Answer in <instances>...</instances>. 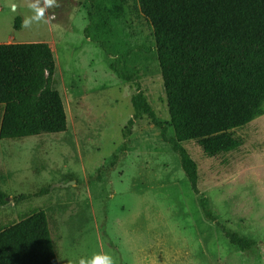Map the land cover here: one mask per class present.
I'll use <instances>...</instances> for the list:
<instances>
[{
  "label": "rangeland",
  "instance_id": "obj_1",
  "mask_svg": "<svg viewBox=\"0 0 264 264\" xmlns=\"http://www.w3.org/2000/svg\"><path fill=\"white\" fill-rule=\"evenodd\" d=\"M38 42L53 50L51 89L68 128L0 139V189L16 171L17 192L32 195L0 207V230L47 207L63 264L94 255L113 264H264V115L236 131L244 145L231 153L209 157L195 141L183 144L197 164L195 194L148 116L124 136L132 98L143 92L174 137L154 30L136 0H0V44ZM39 93L58 108L56 96ZM200 197L217 221L207 219ZM222 227L255 247L239 250Z\"/></svg>",
  "mask_w": 264,
  "mask_h": 264
},
{
  "label": "trees",
  "instance_id": "obj_2",
  "mask_svg": "<svg viewBox=\"0 0 264 264\" xmlns=\"http://www.w3.org/2000/svg\"><path fill=\"white\" fill-rule=\"evenodd\" d=\"M136 1L154 30L174 137H168L143 92L132 98L134 114L124 136L148 116L179 156L193 192L200 194L197 164L183 144L195 141L209 157L231 153L244 145L236 131L264 115V0ZM20 27L18 18L15 28ZM55 73L48 43L0 44V105L5 107L0 139L67 131L63 102L51 89ZM41 90L58 98L57 109H50ZM31 197L11 199L0 191V207ZM200 206L207 219L217 221L206 198L200 197ZM222 230L243 252L256 245ZM0 264H59L45 210L0 230Z\"/></svg>",
  "mask_w": 264,
  "mask_h": 264
},
{
  "label": "crops",
  "instance_id": "obj_3",
  "mask_svg": "<svg viewBox=\"0 0 264 264\" xmlns=\"http://www.w3.org/2000/svg\"><path fill=\"white\" fill-rule=\"evenodd\" d=\"M0 106H1V105H0ZM2 106H3V105H2ZM4 109H5V107L3 106L1 110L4 111ZM3 114H4V113H3ZM12 140H17V139H12ZM2 143L6 144V141L3 140ZM11 144H12V143H11ZM8 148L11 149L12 146L9 145ZM11 150H12V149H11ZM14 172H15V177H14V179L12 180V182L9 184V186H1L2 190L0 189V191L6 193L7 195H12V196L20 195L19 192H17V190H16V187H17L16 180H17V175H18V174H17L16 171H14ZM36 190H37V189H36ZM36 190H34L33 192H35ZM33 192H32V193H33ZM31 210H32V211L29 212V213H28V211H30V209H29L27 212H25V215H24V216L21 215V216H20V221L23 220L24 218H26V217L32 215L33 213L39 211V210H45L46 213H47V217H48V221H49V226H50V231H51V234H52V239H53V243H54L55 252H56V255H57V258H58V262L60 261L59 264H63V259H62V255H61L62 243H61L60 247H58V245L56 244L55 238H54V236H53V234H54V233H53V228H52V226H51V224H50L49 209H48L47 207H44V209H43V208L33 207V208H31ZM83 210H84V206H83V209H82L80 212H82ZM78 217H79V214H78ZM20 221H19V222H20ZM16 223H17V222H16ZM13 224H15V222L12 223V224H10V225H13ZM10 225H7V226H10ZM7 226H5V227H7Z\"/></svg>",
  "mask_w": 264,
  "mask_h": 264
},
{
  "label": "clouds",
  "instance_id": "obj_4",
  "mask_svg": "<svg viewBox=\"0 0 264 264\" xmlns=\"http://www.w3.org/2000/svg\"><path fill=\"white\" fill-rule=\"evenodd\" d=\"M46 2H49V0H46ZM79 264H113V260L108 255H94L87 261L81 259Z\"/></svg>",
  "mask_w": 264,
  "mask_h": 264
}]
</instances>
